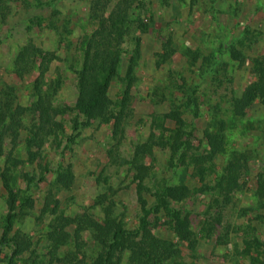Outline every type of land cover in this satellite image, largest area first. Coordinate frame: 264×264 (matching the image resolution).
Instances as JSON below:
<instances>
[{"label":"rangeland","instance_id":"1","mask_svg":"<svg viewBox=\"0 0 264 264\" xmlns=\"http://www.w3.org/2000/svg\"><path fill=\"white\" fill-rule=\"evenodd\" d=\"M84 1L0 0L3 11L0 14V106L11 101L23 107L36 103L34 88L41 64L44 58L53 55L55 58L49 60L52 62L44 75L43 91L59 78L61 89L54 94L53 105L74 106L76 75L71 67L78 69L75 48L87 30L89 0ZM144 5L145 22L150 28L140 36L142 59L131 93L133 113L125 125L118 161L113 162L108 156L113 143L110 126L94 122L91 127L70 135L72 115H68L64 136L45 141L34 164L27 163L14 171L12 178L18 190L26 191L35 202L34 210L14 225V232H20L30 242L33 256L26 253L22 257L24 264H58L52 259V247L46 241L49 223L55 217L75 218L85 213L100 217L101 208L95 207L100 195L112 196L114 215L124 220L129 229L138 226L141 211L124 161L131 157L133 147L149 136L151 117L168 113L177 106L193 129L192 144L198 152L203 151L204 130L222 131L225 135V152L215 162L218 172L232 153L243 154L248 163L242 188L229 206L216 208L217 197L208 194L180 205L190 214L191 229L197 239L208 215L219 212L223 219L213 236L198 240L195 252L182 248L181 257L169 264H258L256 259L264 263V258L255 250L248 252L245 245L253 238L264 243V198L257 194L258 179L264 181V100L256 101L243 119L235 118L232 107L233 99L240 98L244 89L256 82L252 62L264 53V0H144ZM63 38L68 39L71 47L62 43ZM166 43L174 54L158 66L157 55L162 54V44ZM123 47L129 51L133 42L126 40ZM233 47L243 54L244 63L231 58ZM187 50L195 52L197 59L187 58ZM126 67L124 55L118 67L119 77H124ZM123 90L121 81L116 79L111 87L112 98H119ZM11 143L10 139L6 140V150L12 148ZM15 155L26 160L23 136L16 144ZM154 157L151 187L162 179L172 185L190 180V172L183 168L170 172L166 151L156 150ZM59 165L70 169L73 183L69 190L54 186ZM4 167L2 157L0 172ZM24 174L36 179L41 176L43 181L33 182L28 188ZM211 176L207 182L214 181L215 174ZM5 200L6 192L0 181V240L7 213ZM47 201L51 202L50 209L43 213ZM53 208L56 213L52 215L49 211ZM155 233L165 239L172 238L165 227L157 228ZM81 241L79 251L70 242L59 250L57 259L66 262L65 255L69 254L72 261L77 253L72 264H89L97 256L98 248L87 233ZM10 253V248L0 245V264L7 263ZM128 258L125 254L121 264H128Z\"/></svg>","mask_w":264,"mask_h":264},{"label":"trees","instance_id":"2","mask_svg":"<svg viewBox=\"0 0 264 264\" xmlns=\"http://www.w3.org/2000/svg\"><path fill=\"white\" fill-rule=\"evenodd\" d=\"M83 3L84 0H74ZM87 30L75 48L77 65L71 67L76 75L77 95L74 106H54V94L61 89L59 78L49 83L43 91L44 75L55 55L44 58L40 76L34 88L38 101L30 107L16 105L13 101L0 106V158L5 159L4 171L0 172V181L6 192V216L1 227L0 245L11 249L6 264H24L22 257L29 253L30 242L20 232H14L17 221L26 218L34 210L35 202L25 191H20L13 182V174L19 166L34 164L40 156L41 146L50 138L58 139L66 131V116L69 120L71 134L87 129L94 122L111 127L112 145L108 156L113 162L118 161V153L124 139L125 125L132 117V88L137 80L136 69L142 59L141 34L150 28L145 22L144 0H89L87 4ZM138 10V11H137ZM138 14L135 15L134 12ZM0 7V14L2 13ZM67 32V31H66ZM133 42L129 51L123 47L126 40ZM133 39V40H132ZM62 43L71 47L67 38ZM69 49V48H68ZM174 54L168 43L162 44V54L157 55L156 63L168 62ZM127 56V67L123 78L119 77L118 67L123 56ZM233 60L244 63L243 54L235 47L230 49ZM187 58L197 59L195 52L187 50ZM256 82L248 85L240 98L233 99L235 118L243 119L247 111L256 101L264 100V53L252 62ZM119 79L124 90L119 98L111 96L112 83ZM52 92V93H51ZM180 108L175 107L163 115L151 117V129L147 139L133 147L131 157L124 161L132 176L135 195L141 211L138 226L129 229L124 220L114 215L115 203L112 196L100 195L95 207L101 208V216L96 217L85 213L75 218L60 216L49 223L46 241L51 248L52 259L56 263L72 264L69 254L58 260L59 250L70 242L75 243L78 251L83 245L84 233L91 236L98 248L97 256L89 264H121L128 254V264H169L181 257L182 248L195 252L198 240L203 241L213 236L222 223L221 213L208 215L203 221L199 239L192 231L190 214L180 205L193 197L204 194L216 196L214 205L223 209L232 204L234 195L241 190V180L247 171V158L240 153H232L221 171L216 170V160L225 152V135L222 131L202 132V152L193 147V129L184 119ZM23 136L26 160L15 155V147ZM12 141L10 150H6L5 142ZM68 140H72L68 138ZM156 150L166 151L169 155L168 169L175 172L185 169L190 172V180L180 184H169L162 179L151 187L154 153ZM45 172L47 169H45ZM54 186L60 190H69L73 178L69 168L61 165L55 171ZM215 174L214 181L207 182L208 176ZM212 177V176H211ZM29 188L33 182L43 181L39 178L23 175ZM258 196L264 198V181L258 179ZM49 198L53 202L52 194ZM47 201L43 213L50 209ZM56 213L53 208L49 211ZM159 227H165L172 238H162L155 233ZM174 239L177 240L174 242ZM246 250H255L259 257L264 258V243L256 238L245 242ZM63 260V261H62ZM258 264H264L258 259ZM26 263V262H25Z\"/></svg>","mask_w":264,"mask_h":264}]
</instances>
